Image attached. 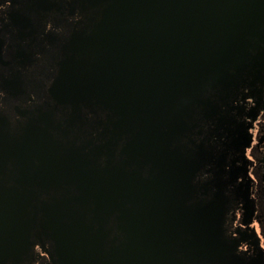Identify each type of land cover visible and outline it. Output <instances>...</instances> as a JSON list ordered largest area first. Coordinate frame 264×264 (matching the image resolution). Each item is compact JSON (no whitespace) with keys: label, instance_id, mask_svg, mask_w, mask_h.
<instances>
[{"label":"flooded vegetation","instance_id":"obj_1","mask_svg":"<svg viewBox=\"0 0 264 264\" xmlns=\"http://www.w3.org/2000/svg\"><path fill=\"white\" fill-rule=\"evenodd\" d=\"M122 9L0 0V264H264V8L167 75Z\"/></svg>","mask_w":264,"mask_h":264},{"label":"water","instance_id":"obj_2","mask_svg":"<svg viewBox=\"0 0 264 264\" xmlns=\"http://www.w3.org/2000/svg\"><path fill=\"white\" fill-rule=\"evenodd\" d=\"M119 4L124 22L131 28L138 25L133 51L154 56L163 75L175 64L195 60L203 69L224 56L242 28L264 8V0H119ZM117 32L127 36L120 26Z\"/></svg>","mask_w":264,"mask_h":264}]
</instances>
